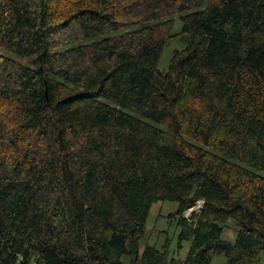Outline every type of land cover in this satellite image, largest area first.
Wrapping results in <instances>:
<instances>
[{
	"label": "trees",
	"instance_id": "trees-1",
	"mask_svg": "<svg viewBox=\"0 0 264 264\" xmlns=\"http://www.w3.org/2000/svg\"><path fill=\"white\" fill-rule=\"evenodd\" d=\"M0 48V264H259L264 0H0ZM164 200L183 259L139 251Z\"/></svg>",
	"mask_w": 264,
	"mask_h": 264
},
{
	"label": "rangeland",
	"instance_id": "rangeland-1",
	"mask_svg": "<svg viewBox=\"0 0 264 264\" xmlns=\"http://www.w3.org/2000/svg\"><path fill=\"white\" fill-rule=\"evenodd\" d=\"M191 10H184L181 12H176L175 14L168 16V18H162L160 20H169V32L177 33L181 30V16L186 12ZM192 12V11H191ZM140 24L133 25L131 28H137ZM186 39L184 35L173 36L169 39L166 45L164 46L161 55L159 56V61L157 63V69L166 71L168 69L169 61L171 55L176 50H182L185 47ZM0 54L3 56H8L13 58V60H17L23 64H26L28 67H34L32 62L33 57L35 55H30L29 57H23L18 54H14V52L1 49ZM177 209V202H173L170 200H164L163 202L157 201L152 203L150 206L149 213L146 218L145 224V233L143 238L140 240L139 251L141 252L143 247L146 244L150 246L154 245L158 248H163L166 245V249L168 252V258H175V260L183 259L189 243L186 240L179 241L178 240V232L179 228L176 222L175 212ZM190 211V210H189ZM186 215L189 212L185 213ZM175 217V218H174ZM237 232V226L233 218H228L226 222L223 223V231L222 238L226 239V241H234ZM259 264H264V250L259 252ZM129 260L128 255H122L121 261L123 263H127ZM226 258L224 254H216L211 259L210 264H225Z\"/></svg>",
	"mask_w": 264,
	"mask_h": 264
}]
</instances>
